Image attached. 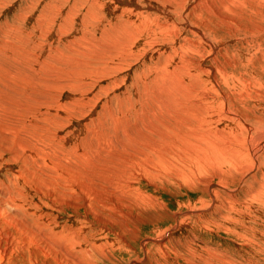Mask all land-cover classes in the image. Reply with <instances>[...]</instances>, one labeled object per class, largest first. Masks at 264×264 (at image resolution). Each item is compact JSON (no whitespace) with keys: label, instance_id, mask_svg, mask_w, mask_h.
I'll return each instance as SVG.
<instances>
[{"label":"rangeland","instance_id":"1","mask_svg":"<svg viewBox=\"0 0 264 264\" xmlns=\"http://www.w3.org/2000/svg\"><path fill=\"white\" fill-rule=\"evenodd\" d=\"M209 2L0 0V264H264V196L252 202L264 192L259 140L244 157L255 149L256 160L237 171L196 167L191 156L211 151L173 147L177 130L147 127L167 123L157 98L196 86L246 118L226 129L234 150L264 129V0ZM124 21L132 36L122 47ZM226 60L217 74L228 101L206 67ZM18 89L42 93L35 110L12 97ZM202 112L214 129L229 123ZM144 143L161 149L146 156Z\"/></svg>","mask_w":264,"mask_h":264},{"label":"bare ground","instance_id":"2","mask_svg":"<svg viewBox=\"0 0 264 264\" xmlns=\"http://www.w3.org/2000/svg\"><path fill=\"white\" fill-rule=\"evenodd\" d=\"M205 3H210L209 0H205ZM259 4L261 6L264 7L263 3L262 2H259ZM152 8L155 9L157 12H159L160 14H163L165 17L169 18L171 17L172 13H171V10L168 8V7H163V5H152ZM124 13V12H123ZM121 27H118L116 29H118V33L116 34V36L118 37L116 39L115 37V40L118 41L116 42L117 44H121L122 47H124V42H128L132 36V34L129 32L128 28L126 27V23L125 21L122 23V25H120ZM114 27V26H113ZM117 32V30H115V33ZM4 35V34H3ZM122 37H121V36ZM115 36V35H113ZM120 37V38H119ZM203 40L207 43V45H209V47L211 48V51L209 52L211 54V56H214V54L216 53V50L215 49H218L215 44H212V40L209 38L208 35H205L203 36ZM133 43H134V40H133ZM214 43V42H213ZM152 45V44H151ZM154 45V44H153ZM218 46V45H217ZM152 47V46H151ZM219 47V46H218ZM142 50V49H141ZM218 52V51H217ZM21 53V52H20ZM140 54V53H139ZM138 54V55H139ZM5 55V54H4ZM50 56V55H49ZM43 57V56H42ZM219 57V56H218ZM216 59V58H215ZM48 60V59H46ZM34 61V60H33ZM225 63L223 64L222 63V66H206L207 67V70H208V74L210 75V79L211 81L215 82V84H213V86L217 89V90H220V92L222 93V96L223 98L228 101L229 99V96L227 95L226 91L224 90V83L222 85L221 83V79L222 77L219 75V78H218V74L217 73H223V74H227V71H228V68L230 67V65L232 64V61L230 60H226L224 61ZM44 65L45 64V61L42 62ZM113 63V65L115 64L113 61L111 62V64ZM181 63V62H180ZM187 65L185 66V70L186 72L189 74V75H192V77L194 76V78L198 79V74H197V70L193 69V67L195 66L193 64V62H186ZM195 63V62H194ZM47 65V64H45ZM44 65V66H45ZM86 65V64H85ZM179 65V64H178ZM221 65V64H220ZM43 66V67H44ZM116 66V65H115ZM43 69V68H42ZM83 69V67H82ZM163 69H166V68H163ZM201 69V68H200ZM205 70V69H204ZM58 71V70H55V72ZM158 71V70H157ZM199 71V70H198ZM45 72V71H44ZM163 72V71H162ZM168 73V72H167ZM172 73V71H171ZM157 74V77H158V73ZM160 74H163V73H160ZM166 74V73H165ZM164 74V75H165ZM173 74V73H172ZM207 74V75H208ZM222 74V75H223ZM169 75V74H168ZM196 75V77H195ZM229 75V74H228ZM227 75V76H228ZM233 74H231L232 76ZM163 76V75H162ZM173 76V75H172ZM178 76V75H177ZM230 76V77H231ZM27 77V76H26ZM161 77V76H159ZM170 77V76H169ZM209 77V76H208ZM178 78V77H176ZM235 78V76H234ZM237 78V77H236ZM28 79V77H27ZM83 79V78H82ZM161 79V78H159ZM163 79V78H162ZM161 79V80H162ZM171 79V78H170ZM175 79V78H174ZM193 79V78H192ZM238 79V78H237ZM69 80V79H68ZM168 80V79H166ZM173 80V79H171ZM65 81V79H64ZM163 81V80H162ZM179 82L181 80H178ZM183 81V80H182ZM234 81V80H233ZM67 82V79L66 81ZM173 82V81H172ZM172 82H169L170 84ZM177 82V81H176ZM197 82V81H196ZM236 82V81H235ZM160 83V81H159ZM166 83V82H165ZM178 83V82H177ZM176 83V84H177ZM183 83V82H182ZM186 83V82H185ZM164 84V83H163ZM187 84V83H186ZM184 84V86L186 85ZM227 84V83H226ZM161 85V83L159 84ZM172 87H173V84H171ZM171 85H168V86H171ZM178 85V84H177ZM183 84H180V87H182ZM158 86V85H157ZM164 86V85H163ZM166 86V85H165ZM176 86V85H174ZM183 86V87H184ZM179 87V86H177ZM187 87V86H186ZM46 88V87H45ZM49 88V87H48ZM50 89V88H49ZM169 89V87H168ZM181 89V88H180ZM186 89V88H185ZM203 89V88H202ZM205 89V88H204ZM203 89V91H204ZM19 91L16 93V95H13L12 97L18 101V102H25L27 103L28 105L30 103L34 104L32 107L36 108V104H37V101L39 100L40 96L42 95L41 92H33L32 94L31 91H27L26 89H18ZM161 90V88H160ZM206 90V89H205ZM238 90V89H237ZM51 91V90H50ZM159 91V90H158ZM163 91V89H162ZM171 91V90H170ZM187 91H190V92H187ZM187 91H181L179 95L183 96L184 99H173L171 97H168V98H162V96L160 98H157L156 99V105H157V108L158 110H160L166 117H167V123L165 124L163 121L159 120L163 127H159L157 128L155 125V122L153 120H150V123L149 125H147V127H150L152 128L153 132L157 134V136H159L158 134H163L164 136L166 137H169L170 136V133H174L175 134V131H176V134L175 136L173 137V141L175 142V144H173L172 146H177V144H180V145H185L187 143L190 144V146L196 148L197 150H199L201 152V154L203 153V150H208V151H211L210 153H206V154H202V156H197L193 154L192 157V161L190 159L191 162H193L195 164V166L197 167L198 166H205L206 163H216L218 165H220L223 169L224 168H227V165H237L235 170L237 171L238 168L243 165V162H248L249 161H254L256 160L257 158V151H255V149H252V157L246 159L244 158L246 155L249 154V150H248V145L247 143L252 146L253 143L255 142V140H259V148L260 150H264V129H260L257 131L256 135L255 136H252V133H253V128L252 129V132L251 133H248L247 134V138L250 137V139L247 141L246 137H243L244 138V141L241 143L240 147L238 149H235L234 148H231V144H232V141H229L228 140V137L234 133L235 131H231L230 132V135L229 136H225V132H226V129L229 128V124L231 122V120L235 119V117L240 120V121H243V120H246V118L239 114V113H235V112H231L226 106L227 104H223L219 109H216L214 107H212V105L210 104L209 101V96L206 97L204 96L205 95V92L203 93L201 90H199L198 87L194 86L193 89H187ZM47 93V92H46ZM158 93V92H157ZM172 94V92H169ZM229 94V93H228ZM238 94V93H237ZM169 95V94H168ZM175 95V94H173ZM172 95V96H173ZM236 95V94H235ZM141 96H142V93H141ZM144 96V95H143ZM142 96V97H143ZM152 96V94H151ZM180 96V97H181ZM159 97V96H158ZM182 98V97H181ZM152 101V100H151ZM146 103H148L146 101ZM243 103V102H241ZM245 103V102H244ZM28 105L24 106L23 109L25 110H31L30 107H28ZM239 105V104H238ZM30 106V105H29ZM157 110V111H158ZM203 110H208L211 113V120H213L216 116H225L226 119L229 121V123L226 124V127H221L222 125L225 126V124H222L220 126H216V128L214 129L213 127L209 126L208 124H206L204 122V118H205V115L207 114L206 112H202ZM77 112V111H76ZM205 114V115H204ZM162 116V115H161ZM164 118V117H163ZM189 118H195L198 122V124L196 126H191L189 128L188 131H184L183 128H182V125L180 122L184 123V124H187L188 123V119ZM166 119V118H165ZM50 122V121H49ZM48 123V122H46ZM159 123V122H158ZM37 124V122H36ZM116 124V123H115ZM160 124V123H159ZM51 125V124H49ZM54 125V124H53ZM241 125V124H240ZM243 125V124H242ZM45 126V125H43ZM159 126V125H158ZM246 126V125H245ZM48 127V126H47ZM157 129H156V128ZM242 127V126H241ZM248 128H250L249 126H246ZM156 129V131H155ZM159 129V130H158ZM236 129V128H235ZM242 129V128H241ZM119 130V129H118ZM124 130V129H123ZM151 132V131H150ZM241 133V131H240ZM238 134V133H237ZM150 135V133H149ZM234 135V134H233ZM237 136V135H235ZM239 137V136H238ZM147 138H150V137H147ZM146 138V139H147ZM235 138V137H234ZM242 138V140H243ZM236 139V138H235ZM166 140V139H165ZM233 140V139H232ZM147 141V140H145ZM154 141V140H153ZM164 141V139H163ZM177 141H179L178 143H176ZM148 142V141H147ZM160 142V141H159ZM224 142V143H222ZM138 144V143H137ZM159 144L160 143H156V145H150V144H146L144 143L141 147V149L143 150L144 148L150 152V155H147L146 156H151V157H155L157 155V150L161 149L159 148ZM162 146V145H161ZM165 146V144H164ZM187 148V147H186ZM246 148L247 151H243L242 149ZM163 149V148H162ZM195 149V150H196ZM164 150V149H163ZM110 151V150H109ZM165 151V150H164ZM206 151V152H208ZM229 151H232V152H229ZM108 152V151H107ZM162 152V151H161ZM170 152V151H169ZM185 152V151H184ZM188 152V151H187ZM193 153V150L190 151ZM198 152V151H197ZM95 153V152H94ZM191 153V154H192ZM229 153H232V157H230L228 154ZM34 154V153H33ZM160 154H164V153H160ZM169 155L168 153L166 154V156ZM187 156V155H186ZM108 157V156H107ZM106 157V158H107ZM171 157V156H170ZM227 157L230 158V160L228 161L227 160ZM108 158H111L108 157ZM172 158V157H171ZM187 158H190L189 156ZM255 158V159H254ZM96 159V158H95ZM159 159V158H158ZM166 159V158H164ZM99 162H100V158L98 159ZM112 160V159H111ZM162 160V159H161ZM158 161V160H157ZM174 161V160H173ZM189 161V162H190ZM86 162V161H85ZM159 162V161H158ZM190 164H193L191 163ZM229 163V164H227ZM92 164V163H91ZM189 164V165H190ZM103 164H101L102 166ZM188 165V164H187ZM38 166V165H37ZM92 166V165H90ZM206 167V166H205ZM191 168V166H190ZM193 169H195L194 167H192ZM80 169V168H79ZM88 169V168H87ZM99 169V168H98ZM189 169V167H188ZM187 169V170H188ZM203 169V168H202ZM207 169V168H206ZM196 170V169H195ZM195 170L193 171L194 174H195ZM191 171V170H190ZM35 172V171H34ZM55 172V171H54ZM100 172V171H99ZM102 172V171H101ZM185 172H189V171H186ZM184 172V174L186 175V173ZM202 172V171H201ZM56 173V172H55ZM183 173V172H182ZM190 173V172H189ZM187 173V175L189 174ZM193 174V173H192ZM183 175V174H181ZM186 175V176H187ZM40 178V177H39ZM191 178V177H190ZM35 179V178H34ZM43 179V178H42ZM44 180V179H43ZM86 181V180H85ZM39 184V183H38ZM57 185V183H55ZM86 184V183H85ZM61 186V185H59ZM81 187V186H80ZM257 187V186H256ZM62 188V187H61ZM216 188V187H215ZM260 190H258L256 193L253 191L252 192V196H253V200L252 202H256L255 199L259 198L258 196H264V192L261 191L262 189L259 188ZM217 198V197H216ZM256 199V200H257ZM261 201V200H260ZM220 202V201H219ZM257 205V204H256ZM91 206V205H90ZM4 239V238H3ZM143 261V260H142ZM75 262V261H74ZM196 264V263H195Z\"/></svg>","mask_w":264,"mask_h":264}]
</instances>
